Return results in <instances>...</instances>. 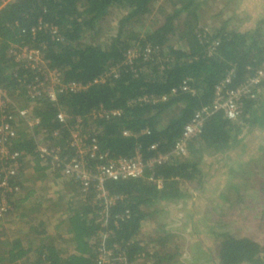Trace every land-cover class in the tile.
<instances>
[{"label": "trees", "instance_id": "1", "mask_svg": "<svg viewBox=\"0 0 264 264\" xmlns=\"http://www.w3.org/2000/svg\"><path fill=\"white\" fill-rule=\"evenodd\" d=\"M162 1L0 0V84L7 92L9 111L15 116L9 121L14 135L8 140L13 151L25 157L29 170L40 175L34 181L32 176H25L28 165L19 170L17 196L23 195L26 200L34 194L38 197L17 215L29 223L22 230L26 239L14 236L4 240L5 217L11 210L0 217V264H18L20 260L22 264H96L100 248L113 252L115 264H264V238L233 233L219 218L224 216L226 205H232L233 195L242 193L248 176L240 172H252L250 159L264 162V151L260 150L264 144L259 146L257 157L246 153V160L230 159V153L245 141L252 128L264 132V80L243 97L237 120L226 117L223 111L214 112L200 133L187 142L185 151L171 153L184 125L198 109L212 102L216 84L232 72L229 86L237 87L264 69V14L241 30L233 25V21L241 20L238 5H234L237 0L225 1L231 15L219 24L215 20L216 26L200 19L202 8L211 0ZM218 2L215 0V4ZM165 3H170L172 10L163 15ZM114 12L120 13L117 27L101 28L100 21ZM161 14L164 21L158 26L132 31L135 22L151 15L155 20ZM102 31L113 35L102 44L91 40ZM175 39L183 46L173 44ZM24 45L39 49L46 65L57 69L64 82L80 83L82 89L60 94L55 102L43 95L30 97L27 86L35 84L37 72L16 61L10 52L14 46ZM147 46L153 51L150 58L142 53L131 63L126 62L131 48ZM114 67L117 75L110 72ZM185 85L187 90H183ZM22 109L32 110L29 118H39V122L33 126L24 123L17 115ZM101 109L107 114L98 115ZM60 111L70 122L80 118L83 134L93 138L99 151L109 158L142 159V175L106 182L112 200L100 204L94 189L83 191L76 180L51 170L35 152L42 135L47 144L59 148L63 157L73 155L69 146L65 148L71 135L57 119ZM53 131H58V139L52 136ZM159 155L167 157L148 165ZM208 158L212 159L206 163ZM226 158L233 163L224 173L239 181L236 185L228 181V188L222 185L225 192L219 185L218 192L213 186L209 195L213 208L209 213L204 211L205 218H213V222L200 230L194 220L198 212L183 209L190 195L185 185L193 184L205 200L208 179L220 170L213 163ZM95 163L92 160L90 166ZM46 176L51 184L43 190L45 194L38 195L37 189L22 192L25 182L32 181L34 186ZM261 189L264 197V182ZM9 199L13 209L21 207L19 201L15 203L20 198ZM49 201L51 206L46 204ZM172 202L182 204L177 210L181 209L186 226L191 228L186 234L210 233L212 245L204 238L194 241L191 237L187 246L192 255L182 257L178 243L186 234L163 215ZM61 205L64 208L60 211L54 209ZM46 211L51 216L49 222L42 219ZM50 221L56 222L53 227ZM9 231L15 234L17 229ZM182 243L186 245V241ZM31 255L33 259L29 260Z\"/></svg>", "mask_w": 264, "mask_h": 264}, {"label": "built area", "instance_id": "2", "mask_svg": "<svg viewBox=\"0 0 264 264\" xmlns=\"http://www.w3.org/2000/svg\"><path fill=\"white\" fill-rule=\"evenodd\" d=\"M53 31L56 32V28ZM10 52L14 55L16 61L22 63L26 68L37 72L35 84L27 86L30 97L35 98L43 95L48 100L55 102L60 94L82 89L80 83L64 82L57 69L49 68L46 65L39 49L27 45L14 46L10 49ZM152 52L150 46L144 49L131 48L126 54V62L131 63L133 58L142 53L148 59L151 57ZM110 72L117 75L118 71L114 67ZM231 77L232 72L224 80L216 84L212 102L198 109L184 125L182 136L171 153L180 154L185 151L187 142L200 133L205 120L214 112L223 111L226 117L237 120L242 112L243 97L249 94L252 91L251 89H254L253 86L255 84L264 80V69L261 68L255 75L252 74L246 84L237 87L229 86ZM94 82H98V80H94ZM187 89V85L183 86V90ZM8 101L7 92L0 84V217L13 209L12 203L9 205L8 199L10 198L9 200L12 202L13 198L17 196L21 180L19 170L21 166H24V161H26L20 152L13 151L12 143L8 140V137L14 135V131L11 129L13 125L9 121L15 118L9 111ZM31 113L32 110L22 109L17 112V115L19 114L18 116L23 118L24 123L33 126L39 122V118L30 119L29 115ZM97 114L103 116L107 114V111L101 109ZM95 115L93 114L92 116L95 118ZM57 119L64 127H68L70 130L71 137L69 141L66 140L65 148L69 146L73 155L65 158L59 148L54 147L51 143L47 144L41 141L35 149L37 156L51 170H58L63 177L76 180L83 191L94 189L100 204L104 201L112 200L106 189V182L122 178H136L142 175L145 166L142 159L109 158L106 153L99 151L93 138L83 134L82 129L84 128L78 125L80 118H75V120L70 122L67 114L60 111L57 114ZM52 136L58 139V131H53ZM166 157V155H159L151 159L148 165L161 162ZM92 160L96 161L94 167L90 166ZM112 253L111 250L100 248L96 264H115V258ZM123 260L120 259L119 261Z\"/></svg>", "mask_w": 264, "mask_h": 264}, {"label": "rangeland", "instance_id": "3", "mask_svg": "<svg viewBox=\"0 0 264 264\" xmlns=\"http://www.w3.org/2000/svg\"><path fill=\"white\" fill-rule=\"evenodd\" d=\"M225 1L226 0H220V2L215 4V0H211L207 6L202 8V14L200 16V19L204 22H201V23H210L212 24V26H216L217 24H219L220 20H225L229 15H231V7L225 6ZM160 2L163 3L162 0H158L157 3H160ZM165 4L167 6V10L163 12V15L165 13H168V11L172 10L170 3H165ZM235 4L238 5V8H239L238 12H239V16L241 17V20H240V23L233 21V25L239 26L241 30L251 27L255 23V21H257V19H259V17L264 14V0H237L234 3V5ZM223 9L224 11H222ZM222 12L223 14L219 16V14ZM119 15L120 13L116 15V12H114L111 16H108L105 19L101 20L100 21V23L102 24L101 28L105 27L106 25L108 26V25H114V24H116L115 26L117 27ZM163 15L161 14L158 17H155V20H151V18L154 17L153 15H151L145 20L135 22L132 25V31L144 32L149 27L154 28L158 26L160 23L164 21ZM215 20L218 22L217 24L216 23L213 24ZM105 34L107 36H105ZM111 35H113V32L107 34V32L102 31L96 36L93 35L91 37V40L93 41L96 40V42L102 44ZM141 36H143V34H141ZM173 44H177L178 47L183 46L182 42L176 39ZM44 137L45 135H42L41 140L46 143L49 142V141H44L43 140ZM262 144H264V132L258 130L257 128H252L246 135L245 141H241L239 146H237L230 153V156H231L230 159H233V161L246 160L247 159L246 153L257 157L260 154V150L264 151V148L259 150V146ZM211 159L212 158H208L206 160V163H209ZM233 161L228 163L229 160L226 158L225 160L223 159L221 163L219 162L213 163L214 165H216L215 168H218L220 170H219V173H217L216 175L214 176L211 175V177H209L208 179L209 185L207 186L208 190H207L205 200L203 199L204 197L202 194H199L197 190L193 189L194 187L193 184L188 182L185 185V187L187 188V192L190 193V195H187L188 204L186 206V202H185L186 207H183V209L187 210V212H191L192 210H195L196 212H198L197 216L199 217H195L196 219L194 220L196 222V227L199 228L200 230L204 231V228L206 227V225H208L210 222H213V218H205V216L207 215L204 212L205 210H208V213H209V211L213 208L212 200L210 199V196H209L213 190V186L217 187L219 185L221 187L222 185L225 184V187H227L229 183L236 185L239 181L237 177H235L234 175L224 173L225 170L229 168L228 165L232 164ZM263 161H264V155H263ZM223 163H225L226 165H223ZM26 165H28L27 167L28 172L26 173L25 176H29V177L32 176L34 178V181L35 180L37 181L38 178H40V175L38 173H35L34 170L33 171L29 170L30 165L26 163V161H24V167ZM251 169H252V172L249 171L247 174H242V172H240L242 176H248L246 180L247 183L245 184L244 189H242V193H239V195H236V194L233 195L232 205H226V211L224 212V216L221 215V217L219 218L223 220L224 227L228 228L233 233H240V234L249 233V234H253L258 239H263L264 238V197L262 196L261 184L264 182V162H260V160L258 159L251 161L250 159L249 170ZM23 174L24 172L22 173V175ZM47 175L49 174L47 173ZM228 181L229 183H227ZM50 184H51V178L46 176V178H44L43 180L41 179V181H39L37 185H34V186H32V181L25 182L24 185L22 184L23 185L22 190L23 192H26V191H34V189L35 190L37 189V191L39 192L38 195H41V194L43 195L45 194L43 190H45L46 186L49 187ZM225 187L224 188L221 187L222 192L226 191ZM215 188H214V191H215ZM218 188L219 187H217V192L219 191ZM18 198L22 199V196L21 197L16 196L13 199H18ZM46 204H48V206H51L50 201L47 202ZM181 206H182L181 203L172 202L167 206L166 212L163 215H165V219L167 221L172 222L173 226L174 224L176 226H179L180 227L179 231H181L182 234L184 233L186 234L187 232L191 230V228L186 226L185 221L187 218L185 217V215H183L180 212L181 209L179 211L177 210ZM63 208L64 207L61 205L54 209L57 211H60ZM13 211L14 209H12L6 215L7 217H5L8 220L7 226H6L8 229L6 228V230L4 231L3 239L4 240L10 239L11 237L13 238L14 236H18L21 240L26 239L27 236L25 235V232L23 231H25L29 223H27L28 221L25 222L24 218H21V217H18L16 219L15 218L11 219V217L13 216ZM261 211L263 213H261ZM47 214L49 215V212H47ZM32 215L33 214L31 213V216ZM45 215L46 214H44V216ZM176 215L178 216L176 217ZM244 215H247V217L242 218V216ZM49 219L51 220V217ZM177 219H181V221ZM199 220H204V221H199ZM50 222H52V227L56 223L55 221H50ZM10 227L11 228L20 227V229H17V232L13 234L9 231ZM65 227L66 225L64 224L61 227V229L63 230L65 229ZM10 230L15 232L16 229H10ZM30 236L32 237L33 235H30ZM191 237L193 238L194 241H196L197 237L204 238L208 245H212V238H211L210 233L199 232V233H195L194 236H190L188 234L180 236V242L178 244L182 247L181 248L182 257L186 256V258H189L192 255V253L189 251V248L187 246V243L190 241ZM176 240H178V236L176 237ZM183 241H186V245L182 243ZM196 248L197 247L194 245L193 250L197 251ZM31 259H33V255L30 256L29 260ZM22 262L20 260L18 264H22ZM195 264H199V263H195Z\"/></svg>", "mask_w": 264, "mask_h": 264}, {"label": "crops", "instance_id": "4", "mask_svg": "<svg viewBox=\"0 0 264 264\" xmlns=\"http://www.w3.org/2000/svg\"><path fill=\"white\" fill-rule=\"evenodd\" d=\"M20 179H21V178H20ZM22 192H23V191H22ZM36 192H37V191H36ZM21 196H23V195H21ZM34 196H35V197H38V196L35 195V194H34ZM35 197H34V198H35ZM34 198L29 199V200H28V199H27V200H26V199L16 200L15 203L19 201V203L22 204V205H21V207H20L19 209H14V211H13V216L11 217V219H14V218L16 219V218H18V216H17L18 213H19V212H22V211L27 207L28 203L31 202V201H33ZM35 199H36V198H35ZM14 208H15V207H14ZM21 210H22V211H21ZM6 217H7V216H6ZM50 217H51L50 214H49V215L46 214L45 216L42 217V219L45 220V221H49V220H50V219H49ZM21 218H24V217L22 216ZM40 219H41V218H40ZM24 221H26L25 218H24ZM7 222H8V220H7ZM6 226H7V224H6ZM10 229H20V227H19V228H11V227H10Z\"/></svg>", "mask_w": 264, "mask_h": 264}]
</instances>
